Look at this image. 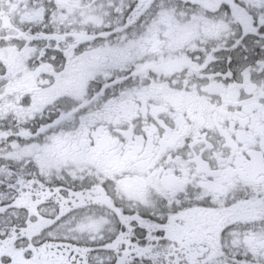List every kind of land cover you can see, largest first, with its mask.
I'll use <instances>...</instances> for the list:
<instances>
[{
    "label": "snow or ice",
    "instance_id": "1",
    "mask_svg": "<svg viewBox=\"0 0 264 264\" xmlns=\"http://www.w3.org/2000/svg\"><path fill=\"white\" fill-rule=\"evenodd\" d=\"M0 264H264V0H0Z\"/></svg>",
    "mask_w": 264,
    "mask_h": 264
}]
</instances>
